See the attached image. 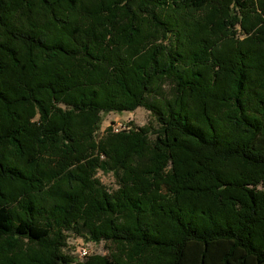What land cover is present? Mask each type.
I'll list each match as a JSON object with an SVG mask.
<instances>
[{"label": "trees", "instance_id": "16d2710c", "mask_svg": "<svg viewBox=\"0 0 264 264\" xmlns=\"http://www.w3.org/2000/svg\"><path fill=\"white\" fill-rule=\"evenodd\" d=\"M0 264H264V0H0Z\"/></svg>", "mask_w": 264, "mask_h": 264}, {"label": "rangeland", "instance_id": "374dc122", "mask_svg": "<svg viewBox=\"0 0 264 264\" xmlns=\"http://www.w3.org/2000/svg\"><path fill=\"white\" fill-rule=\"evenodd\" d=\"M235 28L239 31V38H243L244 34H240V28L238 27V25H236ZM162 86L164 91H168L170 88L168 83H164ZM147 125L151 126L152 129L158 128V124L153 114L144 108L139 107L131 112H110L103 115L97 138H100L105 133L108 127L116 132L124 129L143 127ZM151 139H154V136H151ZM96 177L101 181L103 185H105L108 191L111 192L117 189V182L111 174H103L101 172H98L96 174ZM63 233V252L66 255L75 258V260L78 262H83L92 256L109 255L111 249L114 248L113 245L108 242L102 241L99 244H95L87 241L85 231H82L80 234L74 233L73 231H64ZM83 250L86 252L85 254H82Z\"/></svg>", "mask_w": 264, "mask_h": 264}, {"label": "built area", "instance_id": "2783aa9c", "mask_svg": "<svg viewBox=\"0 0 264 264\" xmlns=\"http://www.w3.org/2000/svg\"><path fill=\"white\" fill-rule=\"evenodd\" d=\"M85 253H86V252L83 250V251H82V254H85Z\"/></svg>", "mask_w": 264, "mask_h": 264}]
</instances>
